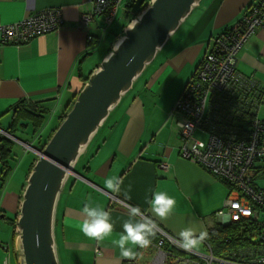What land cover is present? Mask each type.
Here are the masks:
<instances>
[{"label": "crops", "instance_id": "0c3cea01", "mask_svg": "<svg viewBox=\"0 0 264 264\" xmlns=\"http://www.w3.org/2000/svg\"><path fill=\"white\" fill-rule=\"evenodd\" d=\"M139 1V9L133 12ZM151 1L128 0L125 6L123 0L113 24L122 14L120 22L104 31L103 21L98 18L88 24L81 20L83 15L92 14L94 0H0L3 25L50 8H60L64 13L58 32L39 36L21 47L0 46V134L16 138L7 131L20 100L51 103L60 115L68 111L84 79L101 66L126 27L140 15L137 16L142 6ZM254 1L201 0L111 112L88 146L90 152L85 156L88 163L76 165L79 172L70 177L57 205L55 240L59 259L62 257L65 264L128 262L130 259L123 258L114 244L124 231L125 222H144L146 217L150 218L164 237L176 241L186 227H193L198 235L216 223L228 189L205 169L180 156L182 140L174 124L177 115L173 108L215 41L223 31L237 25ZM89 35L95 46L90 45ZM94 53L99 59H93ZM86 69L89 74L84 73ZM237 69L253 79L264 76V31L243 43L237 53ZM145 73L147 78L143 79ZM22 143L27 148L35 147L34 142ZM161 163L169 168L161 169ZM12 173L6 182H0V264H19L20 257L15 235L9 240L27 182L22 184L18 170ZM110 177L120 179L119 190L106 187L105 180ZM79 185L86 189V194L76 197ZM156 191L175 201L163 218L152 211L149 203ZM76 198L81 202L84 199V203L77 205ZM86 204L110 213L113 224L110 235L94 239L83 234L82 210ZM130 207L139 209V215L130 216ZM129 246L139 251L138 246ZM141 251H146L142 264L151 262L156 253L153 243Z\"/></svg>", "mask_w": 264, "mask_h": 264}, {"label": "built area", "instance_id": "2783aa9c", "mask_svg": "<svg viewBox=\"0 0 264 264\" xmlns=\"http://www.w3.org/2000/svg\"><path fill=\"white\" fill-rule=\"evenodd\" d=\"M122 2L94 0L92 14L83 15L81 20L88 24L102 16L111 25ZM63 22V10L50 8L9 25L0 24V46L19 47L36 37L59 31ZM258 31H264V0H255L237 25L215 41L197 75L178 99L177 109L182 118L177 125L184 141L180 156L223 176L233 185L224 208L218 212L219 219L229 226L255 223L261 228L263 247L255 244L242 255L217 259L204 240L207 255L196 249L186 250L166 236L165 240L183 248L189 256L169 257L177 264H195L196 260L190 257L205 260L206 264H264V118L259 116L264 107V89L256 79L244 76L237 69L238 51ZM88 41L94 38L89 35ZM197 131L208 134L207 141L196 138ZM160 168L168 169L169 165L160 164ZM167 254L158 252L161 259L155 253L147 264H165ZM142 263L140 256L125 264Z\"/></svg>", "mask_w": 264, "mask_h": 264}, {"label": "water", "instance_id": "95a60500", "mask_svg": "<svg viewBox=\"0 0 264 264\" xmlns=\"http://www.w3.org/2000/svg\"><path fill=\"white\" fill-rule=\"evenodd\" d=\"M200 2L152 0L126 27L101 66L89 75L44 148L29 147L38 159L28 177L16 219L15 248L20 255L19 264H61L55 240V217L66 183L78 174L79 159L122 97ZM216 224L222 225L219 218Z\"/></svg>", "mask_w": 264, "mask_h": 264}, {"label": "trees", "instance_id": "16d2710c", "mask_svg": "<svg viewBox=\"0 0 264 264\" xmlns=\"http://www.w3.org/2000/svg\"><path fill=\"white\" fill-rule=\"evenodd\" d=\"M146 7H147L146 5L142 6V9L138 12L137 16ZM114 21H115V19H114ZM114 21H113V23H114ZM113 23L111 25H108V26L112 27ZM104 30L106 31V29H104ZM122 30H124V29H122ZM229 31H230V29H226L225 31H223L222 35H225ZM222 35H221V37H222ZM93 44H94V42L92 41L90 43V45H92V46L96 45V44L95 45H93ZM21 46H23V45H21ZM21 46H19V47H21ZM16 47H18V46H16ZM203 61H204V59H203ZM203 61H202V63H203ZM202 63L198 67L195 74L188 81V83L185 86L184 90L182 91L181 95L183 94V92L185 91L187 86L190 84V81L193 78H195V76L197 75ZM80 77H82V76L80 75ZM87 81H88V78L86 77V79H84V81H83L84 85L87 83ZM84 85H83V87H84ZM78 93H77V95H78ZM181 95L179 96V98L181 97ZM75 101H76V98L70 104V106L67 108L68 111H65L64 113H62L59 116L57 126L52 130V132L48 136L44 137L39 132H40V129L44 126L46 118H47L48 114L50 113V109L47 107V104L42 103V102H32L29 100H20L16 103V105L14 107L15 112H14L13 117L9 123V128H8L7 132L10 136L16 137L18 132L28 133V130H29L30 136L32 137V139L35 142H37V145L34 148L41 150L44 148L46 143L50 140V138L52 137L53 133L57 130L59 125L63 122V120L66 117V114L70 111V109L72 108ZM177 102H178V100L176 101V103L174 105L173 112L177 115V119H176V121L174 120V124L177 128V133H179L178 132L179 129H178L177 124L182 118V113L177 109ZM197 132H199V131H197ZM200 136H199V138H204L205 134L201 133ZM179 138H181V140H182V137L180 136V134H179ZM183 142L184 141L182 140V144H183ZM13 144H14V141L11 138H9V136L7 137L6 135L0 134V165H1L0 182L1 183L6 182V180L10 177V175L14 171L16 163H17L16 154L13 152ZM89 152H90V150L88 147V150L79 159V162H80L79 164L84 162V164L86 165L88 163V160L87 159L85 160V156ZM179 152H180V149H179ZM90 158H91V155L89 156L88 159H90ZM37 159H38V157L35 159L34 163L31 164L28 175H30V173L32 172L33 167H34ZM161 164H164V163H161ZM208 173L211 176H213L217 181L226 185V187L228 189V194H229V191L233 189L232 183H230L223 176H217V175L213 174L211 171H209ZM15 227H16V225H15ZM232 229H233V231H231ZM207 233L208 234H207L206 238L204 239V241L208 243V245L210 246V249L212 251L213 256L217 259L229 258V257H233L234 255H238V256L242 255L244 251L247 252L250 249H252L251 247L255 244L258 245L259 247H263L261 244L260 236H259L261 233V228L257 227V225L255 223H252V222H248L246 224L234 223L230 226H220V225H217L215 223L214 225H212L208 228ZM161 238H164V236L157 230L156 236L154 238H152L151 243H153V241H157ZM164 246H165L164 249L167 250L168 252H171L173 255L189 257V256H186L185 252L178 251V250H176L175 247H172L168 241L165 242ZM139 251H141V248H139ZM206 252L207 253L209 252L207 248H206ZM173 258H171L170 260L173 261ZM190 258H192V260H196V261H193V262H195V264L196 263L197 264H206L205 260H200L198 258H193V257H190Z\"/></svg>", "mask_w": 264, "mask_h": 264}, {"label": "clouds", "instance_id": "9594fccd", "mask_svg": "<svg viewBox=\"0 0 264 264\" xmlns=\"http://www.w3.org/2000/svg\"><path fill=\"white\" fill-rule=\"evenodd\" d=\"M34 7V5H32ZM134 24L129 26L132 30ZM7 136V135H6ZM121 181L119 178L110 177L105 180L106 187L111 191H117L120 188ZM152 211L158 217H165L172 209L175 201L167 196L166 193L156 191L153 194L152 200L149 202ZM130 216H138L139 209L132 208ZM84 219L81 224V231L86 237L101 239L108 236L113 231L110 213L102 208L86 204L82 210ZM124 231L119 234V239L114 241L115 246L120 249V255L125 259L136 260L142 256L129 245L138 246L141 249L147 248L152 238L156 236L157 225L150 219L145 218L144 222H125L123 225ZM207 236L206 231H200L197 235V230L193 227H186L179 233L178 243L186 250L195 249Z\"/></svg>", "mask_w": 264, "mask_h": 264}, {"label": "rangeland", "instance_id": "374dc122", "mask_svg": "<svg viewBox=\"0 0 264 264\" xmlns=\"http://www.w3.org/2000/svg\"><path fill=\"white\" fill-rule=\"evenodd\" d=\"M127 1L128 0H126V2H125V6H126V3H127ZM140 3H141V1H139L138 3H137V5H136V7L133 9V12H135L137 9H139V7H140ZM132 10V9H131ZM121 17H123L122 16V14L120 15V17L118 18V20H117V22H115L116 24H113V26H112V28H114L116 25H117V23L118 22H120V18ZM243 18V16L241 17V18H239V20L238 21H240L241 19ZM98 19H100V21H103V24H102V28H103V30L104 29H106V31L109 29V27H111V26H108L107 25V23H106V21L104 20V17H99ZM123 19V18H122ZM121 29V27H119V29L118 30H120ZM105 31V30H104ZM258 32H261V31H258ZM256 34V33H255ZM214 43V42H213ZM109 44H110V42H109ZM214 46V45H213ZM93 59H99V56H98V54L96 53H94L93 54ZM104 61V60H103ZM102 61V62H103ZM101 62V63H102ZM87 66V65H86ZM90 68H92V70H93V68H94V65H92ZM89 69H86V70H84V73L85 74H89V72L90 71H88ZM147 78V74L145 73V75L143 76V79H146ZM256 80H258V81H260V86L264 89V76H257L256 77ZM47 104V107L50 109V113L48 114V116H47V118H46V121H45V124H44V126L40 129V134L41 135H43L44 137L45 136H48L51 132H52V130L57 126V124H58V118H59V115H60V113H58V112H56V111H54L53 110V108H52V105H51V103H46ZM13 115V114H12ZM11 115V116H12ZM259 116H260V118H264V107L263 108H261V110H260V113H259ZM102 132H104V130H101ZM101 132V133H102ZM30 131L28 130V133H20V132H18L17 133V135H16V137H17V139H15V140H13L14 141V144H13V152L16 154V158H17V163H16V166H15V169H14V171H19L21 174H22V184H24V183H26L27 181H26V177H27V175H28V172H29V169H30V166H31V164L32 163H34V161H35V159L38 157L37 155H36V153L34 152V151H32V150H30L29 148H27L22 142H19V141H29V142H34L35 143V145H33V146H36L37 145V142H35L33 139H32V137L30 136ZM200 134H201V132H197L196 134H195V137L196 138H198V139H201V140H205V141H207V139H208V134H205V137L204 138H199V136H200ZM101 135V134H100ZM100 135H99V137H98V139L100 138ZM201 137V136H200ZM13 171V172H14ZM76 171H78L79 172V170H76ZM13 174V173H12ZM11 174V175H12ZM20 174V175H21ZM11 177V176H10ZM70 179V178H69ZM69 181V180H68ZM70 187V186H69ZM81 194H86V189H81V186L79 185L78 187H76V189H75V196L76 197H79V195H81ZM0 195H1V188H0ZM227 195H228V193H227ZM94 202H98V200H95ZM75 203L77 204V205H81V203L83 204L84 203V199H82V202H81V199H79V198H76V200H75ZM217 218H220L219 216H218V213H217ZM0 220H2V219H0ZM221 220V219H220ZM225 222V221H224ZM221 224L222 225H220V226H229V225H224L223 224V221H221ZM231 229V228H230ZM16 229L14 228V225L13 224H11V233H10V239L12 238L13 239V237H14V235H15V238H16V236H17V233H16V231H15ZM14 231H15V233H14ZM231 231H233V229L231 230ZM12 239L11 240H9V241H12ZM166 241H168V240H165L164 238H161V239H159V240H157V241H153V244H154V250L156 251V257H160L161 259H162V256H159L158 255V252H161V253H165V254H167V253H169V254H167V258H166V261H165V264H177L176 262H174V261H171L170 259L171 258H169V257H174L175 258V256L176 255H173L171 252H168L167 250H165L164 248H165V242ZM170 244H171V246L172 247H177V249L176 250H178V251H181V252H183V248H180L179 246H177V245H175L172 241H168ZM206 246L204 245V244H202V243H200L195 249H197V251L198 252H200V253H202V254H204V255H207L208 253L206 252V248H205ZM139 253H142V256H144L143 254L146 252V251H138ZM169 258V259H168ZM222 259H225V258H222ZM59 262L61 263V264H65L64 263V261L62 260V257H61V260L59 259ZM16 264V263H15ZM71 264V263H70ZM76 264V263H75Z\"/></svg>", "mask_w": 264, "mask_h": 264}, {"label": "flooded vegetation", "instance_id": "af4514ba", "mask_svg": "<svg viewBox=\"0 0 264 264\" xmlns=\"http://www.w3.org/2000/svg\"><path fill=\"white\" fill-rule=\"evenodd\" d=\"M250 6H251V5H250ZM250 6H249V7H250ZM130 209H132V208L130 207Z\"/></svg>", "mask_w": 264, "mask_h": 264}]
</instances>
